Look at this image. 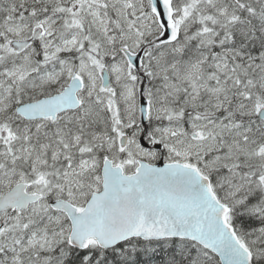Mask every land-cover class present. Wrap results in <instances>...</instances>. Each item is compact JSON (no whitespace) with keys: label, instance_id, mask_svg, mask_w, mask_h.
I'll return each mask as SVG.
<instances>
[{"label":"snow or ice","instance_id":"snow-or-ice-1","mask_svg":"<svg viewBox=\"0 0 264 264\" xmlns=\"http://www.w3.org/2000/svg\"><path fill=\"white\" fill-rule=\"evenodd\" d=\"M0 264H264V0H0Z\"/></svg>","mask_w":264,"mask_h":264}]
</instances>
